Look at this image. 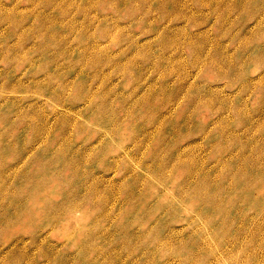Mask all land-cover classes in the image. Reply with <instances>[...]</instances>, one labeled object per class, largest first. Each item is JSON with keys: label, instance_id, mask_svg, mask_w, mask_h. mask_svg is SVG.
<instances>
[{"label": "rangeland", "instance_id": "obj_1", "mask_svg": "<svg viewBox=\"0 0 264 264\" xmlns=\"http://www.w3.org/2000/svg\"><path fill=\"white\" fill-rule=\"evenodd\" d=\"M0 264H264V0H0Z\"/></svg>", "mask_w": 264, "mask_h": 264}]
</instances>
